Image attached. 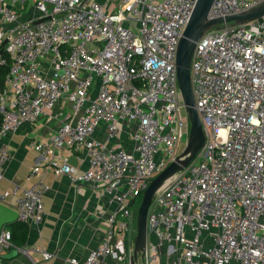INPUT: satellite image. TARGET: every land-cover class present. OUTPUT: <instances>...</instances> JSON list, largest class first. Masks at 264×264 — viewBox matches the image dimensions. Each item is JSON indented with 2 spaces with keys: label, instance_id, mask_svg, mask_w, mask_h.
Masks as SVG:
<instances>
[{
  "label": "built area",
  "instance_id": "obj_1",
  "mask_svg": "<svg viewBox=\"0 0 264 264\" xmlns=\"http://www.w3.org/2000/svg\"><path fill=\"white\" fill-rule=\"evenodd\" d=\"M18 1L0 0V43L7 38L0 66L8 68L0 86V179L12 158L6 137L52 116L62 101L70 110L55 113L50 136L32 143L37 160L26 179L43 159L53 174L91 185L109 209L98 246L69 264L123 261L124 237L128 264L132 205L178 155L189 122L175 54L196 0H34L37 13L26 23L14 9ZM263 2L214 0L208 18ZM190 78L204 144L154 194L135 264H264V15L207 29L195 44ZM66 146L84 153V170L62 156ZM49 188L42 180L13 183L0 190V202L12 199L17 219L38 225ZM10 238L2 227L0 252L13 246ZM18 249L51 257L40 246Z\"/></svg>",
  "mask_w": 264,
  "mask_h": 264
},
{
  "label": "crops",
  "instance_id": "obj_2",
  "mask_svg": "<svg viewBox=\"0 0 264 264\" xmlns=\"http://www.w3.org/2000/svg\"><path fill=\"white\" fill-rule=\"evenodd\" d=\"M14 9L19 14L21 23H26L37 13L34 0L15 2ZM0 27H2L1 23ZM69 110V107L61 101L58 106L49 111L52 116L23 123L14 134L6 137L12 151V158L4 167V176L0 179V190L9 188L13 183L27 185L37 180L50 185L43 196L46 210L44 220L38 225L15 220L26 227V235L21 247L30 249L40 246L49 252L51 257L44 259L41 252L36 250H29V255H26L18 249L21 247L13 245L0 252V264H69L67 259L71 257L82 262L98 246L106 233L109 209L105 207L100 196L92 190L91 185L84 182L72 183L66 175L53 174L51 170L44 167L46 161L43 159L39 160L41 170L30 180L26 179L30 167L37 160V153L32 149V143L50 136L60 119L59 116H54L55 113ZM104 134L105 128L101 126L98 137L103 139ZM119 142L123 146L129 144L124 141ZM59 154L58 162H60ZM61 154L75 166L76 172L87 167L86 158L81 151L66 146ZM7 201L8 205L13 206L12 199ZM11 223L4 227L12 233L16 228L12 227ZM15 234L18 233L15 232ZM14 249L17 250L16 254L13 252ZM108 264H127V261H117L109 257Z\"/></svg>",
  "mask_w": 264,
  "mask_h": 264
},
{
  "label": "water",
  "instance_id": "obj_3",
  "mask_svg": "<svg viewBox=\"0 0 264 264\" xmlns=\"http://www.w3.org/2000/svg\"><path fill=\"white\" fill-rule=\"evenodd\" d=\"M213 1L214 0H196L189 20L178 41L175 54L176 77L182 98V105L189 119V135L181 152L178 153V155H176V157L161 171L152 177L142 192L141 201L136 211L135 235L133 238V249L129 258V264H135L138 256L141 255L146 244V215L154 194L169 178L177 172L183 170L204 144L202 124L195 108L190 78V62L197 40L212 26L226 23L240 24L264 15L263 2L251 9L241 12L219 16L216 18H208V12ZM49 18L50 16H44L35 20L34 23H38ZM6 42L7 38L3 39L0 43V56L3 54V47ZM15 220H17L16 210L0 202V229ZM119 249L121 251L123 249L120 241ZM13 252L16 254L17 250L14 249Z\"/></svg>",
  "mask_w": 264,
  "mask_h": 264
},
{
  "label": "trees",
  "instance_id": "obj_4",
  "mask_svg": "<svg viewBox=\"0 0 264 264\" xmlns=\"http://www.w3.org/2000/svg\"><path fill=\"white\" fill-rule=\"evenodd\" d=\"M3 56H5V53H3ZM7 66H0V86L3 83L5 74L7 72ZM12 224V227L16 228V230H14L11 233V238L10 241L12 243V245L17 246V247H21L24 243V239H25V235H26V227L22 224H20L18 221H14ZM11 232V231H10ZM18 233V234H15Z\"/></svg>",
  "mask_w": 264,
  "mask_h": 264
},
{
  "label": "rangeland",
  "instance_id": "obj_5",
  "mask_svg": "<svg viewBox=\"0 0 264 264\" xmlns=\"http://www.w3.org/2000/svg\"><path fill=\"white\" fill-rule=\"evenodd\" d=\"M221 25L222 24H218V25H216V27H220ZM183 113H185V111H183ZM188 135H189V122L186 123V125L184 126V129H183V136H182V138L180 140L179 147H178L179 153L183 149V147H184V145H185V143L187 141ZM141 197H142V194L140 196L136 197V201L132 205V208L134 209L135 215H136V211H137L138 205H139V203L141 201ZM124 243H125V253H124L125 254L124 255L125 257H124L123 261L124 260L126 261V255H127V251H128L127 250V248H128V246H127L128 245V241H127V238L126 237H124Z\"/></svg>",
  "mask_w": 264,
  "mask_h": 264
},
{
  "label": "bare ground",
  "instance_id": "obj_6",
  "mask_svg": "<svg viewBox=\"0 0 264 264\" xmlns=\"http://www.w3.org/2000/svg\"><path fill=\"white\" fill-rule=\"evenodd\" d=\"M135 223H136V215H135ZM134 235H135V234H134ZM133 237H134V236H133ZM131 253H132V252H131ZM141 254H142V253H141ZM140 256H141V255H140ZM140 256H138V258H139ZM138 258H137V259H138ZM128 264H129V263H128Z\"/></svg>",
  "mask_w": 264,
  "mask_h": 264
}]
</instances>
